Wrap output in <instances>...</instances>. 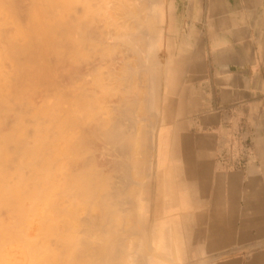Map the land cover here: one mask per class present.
<instances>
[{"label": "crops", "instance_id": "obj_1", "mask_svg": "<svg viewBox=\"0 0 264 264\" xmlns=\"http://www.w3.org/2000/svg\"><path fill=\"white\" fill-rule=\"evenodd\" d=\"M185 5L198 13L167 48L140 213L178 262L264 264V0Z\"/></svg>", "mask_w": 264, "mask_h": 264}, {"label": "bare ground", "instance_id": "obj_2", "mask_svg": "<svg viewBox=\"0 0 264 264\" xmlns=\"http://www.w3.org/2000/svg\"><path fill=\"white\" fill-rule=\"evenodd\" d=\"M78 1L79 0H58V8L55 5H52L51 6L52 7L51 10L54 9L53 12L55 11L54 16L52 15L53 14L52 11H51L52 14L49 13L50 11L45 7V5H42L44 7L43 10H44L45 14L49 13V14L52 15L51 18H54L55 19V23L52 24V26L54 28H56L55 29L56 32L55 33H54V31L52 32V35H54V34L56 35V38H55V36L53 37V42L55 41V46L52 45L53 49H55V47H56V51H55L56 54H55V52H52L51 51L52 54L50 52V57H52L55 54L56 55L55 61H57V64H58V77L56 78V79H58V81H57L58 86L57 85L55 86L57 92H55V90H54V92H52V94H54V93H57L58 94V96L55 94L56 95V98H58V116H57V123H58L57 124V128H58L57 129V139H58L57 142H58V144L56 143V145H58L57 149H59L58 150L59 153H58L57 159H59V161L62 163L61 171L62 170L63 171L61 173V171L56 170L59 173H55V171H54V174L55 175H58L60 173L62 174V177H59V175H58V177L61 178L60 181L62 182V185L61 186H58V188L61 187V189L59 188L62 191L61 194L64 192L63 193L64 196H65V193H66V196L68 195V199L64 202L65 205H66V202L67 201L69 202V205L70 206L73 205V203L75 204V202L79 201L81 207H82V204L83 203H84L85 206H89V208L86 207L87 210H86V208L83 209V213H87V211H89V210L92 211L93 210V209H90V208H92V207H90V205H95L94 207H97L96 210H98V209L99 210H98V214L96 213V215H95V213H93L94 216H92V217L90 216L91 215V211H89V214H88L89 217H87L88 216L87 215L86 216L87 219H85V220H83L81 218L83 216V214H81L82 216L79 214L80 215V217H79L77 214H74L75 213V211H74L73 214L76 215V217L77 216L79 217V218H77V221L79 223V226L77 227L76 224H75V227L77 229H76V234H75L74 233L75 232V228H74V231L72 233L74 235L70 234V232L73 230V228H72L73 225H70V227H71L72 230L68 226L69 229H70V232L68 231L69 232L68 233L69 239L72 236H74V237H72L70 239V241H69V239L68 240L66 239L67 240V243L69 241L68 244H72L73 243V246H74V250H73L74 252H73V254L70 257L71 248L73 246L70 248V252H69L67 243L66 242H62L64 245L66 243L65 246H66L67 249H64L65 246L63 244H61L62 246H60V249L59 250H63L64 249V251H62L63 254H60V252H59V256H58L57 254H55V252H56L54 250L55 246L53 245L54 248L52 247L53 250L52 249L51 250L53 252V255H54L53 257L54 258L52 256H50V257L53 259V261L54 260L58 261L55 256L59 257V261L61 260L60 263L57 262L59 264H66L68 262V261H66L67 260V257H65V255H64L66 253H68V256L70 257L71 264H153V263H156L158 261V260H156V262H155L154 259H159V258H155L156 257V256H154L155 253L153 254V257L151 255V257L154 258V259H151L150 257H148L149 259L147 258L146 252L148 251L147 250L148 249L147 248L148 246H146V244H148L149 242L144 244V241L145 240L143 241V239H146V241H148V239H147L148 237L147 236H149V238H150V236H152V235H148V234H150V233H148L147 236H146L145 235L146 233L143 232L144 234L140 233V235H141V237H140L139 234L138 235L136 234L135 236L136 237L138 236V242H137V240H136V242L134 240L132 242V240H130L132 236L131 237L130 236H125V233H124V229L125 228H124L123 225L124 224H128V223H129V225H133L131 223V221L133 220V223H135L134 220L136 218L139 220V222L143 221V215L140 213V204H139L140 202H138V200H137L139 196H138V194L134 193V194L137 195V199H135V201H133V195L134 194H132V190L133 189L130 188V186L136 184V187H138L139 189L135 188L134 190H136V191L138 190V193H139L140 192L139 190L145 184L146 178L149 176L150 170H151V159H152V149H153L152 146H153V143H154L153 141H154V136H155V133L153 132V127L156 128V125H157V122H158V117L160 119V116H159V99H161L160 98V94H161L160 93V89H161V85H162V80L164 78L163 76L165 75L163 73V71H162L163 70L162 69L163 67H162L161 61L159 59V51L162 49V40H163V34H162L163 31H162V27H161L162 21H163V12L160 11V8L158 6V0H152V1L151 0H148V3L149 4H148V6L146 5L144 8H141L140 1L137 2V3H134V6H136L134 8H130V5H133V3L129 4V9H130L129 15L126 14L129 11L128 8L126 10L127 12L122 8V10L125 12V13H123V14H125V16H121V15H123V14H121V15H119V17L121 16V18H123V20L126 19V18L127 19H126L125 22H120V24L123 23L122 24V27H123L128 22L126 25H128V24L131 23L129 26L132 25V28H133V30H131V32L129 34L127 32L128 35L126 34V36H127L126 37V39H127L126 41H128L127 42V45L129 46V44H130L129 48H131V50L133 51L134 55H136V56L141 53L140 52L141 46H143L145 48L147 47V50H144L143 49L144 50L143 53H142L143 55L141 54V56H144L145 55L144 57H145V60H146V67H144L145 65L143 63L144 66L142 67V69L144 71H145V69H147V72L149 73V76H148V80H146L145 79V78H147V75L145 76L146 72H145V74L142 75V73H143L142 69H139L140 70V72H139L138 71V68L136 66H133V63H134V65H137V63H135L136 61L134 59L132 61L131 58H134L133 56L131 58L129 56H126L127 53H128V50H129V49H127L128 48L127 45H126L127 47L125 46L126 49H127V51L125 49V52L126 53L123 54V55L126 56V57H128V58H125V57H122L121 56L122 59L124 58V60H118V62L125 61V62H121V64L123 63V65H121L120 63H118L116 60L112 61L113 63L110 60H106V58L109 57V56H111V54H109V56L107 55V57L105 58V60L111 62L112 64H115L114 62L116 61V65L120 64L119 65L120 66V69L123 66H127V65H130L131 64V66H128L127 68L124 67L121 70L118 68L119 66L117 67L115 65V67H117L119 69L118 71H119L120 74L118 73V71H116V73H118L121 76L124 75L127 78V80H129V79L130 80H133L134 81V84L130 83L131 82L130 80H129L130 82L127 81L131 85L130 86L131 91L129 93H131V94L133 93V97L131 99H127L123 95L124 94V91L125 90L127 91V89H124L123 90V88L121 87L122 84L125 85V83H126L125 82L126 81L125 79L126 78H123V76L122 77L119 76L120 78H123V81H124V83H122L121 86H120L123 92H120V91L117 90L118 92L121 93V95H119L120 97L117 95V94H120V93H118L116 91L113 94L114 95L116 94L121 100L119 101V98L117 99L119 102L110 100L111 101V104L114 102L113 104H116V105H114V106L111 105V107H109V108L106 106V108H105L104 107V104H106V103H105L104 99H102L103 98L104 91H107V90L108 91L109 90L112 91L113 88H114L113 90H115L116 89L115 88L116 85H117L118 88H120L119 87L120 84L113 83V84H115V85H113V88H112V86H110L107 83L105 84V86L104 85L101 86L102 85V82L104 84V81L106 82L108 80L107 79H105V80L103 79L104 81L102 80V76H103L102 73L103 72L102 73L101 72H98V71H100L99 69H101V68L98 69V65L100 64L102 66V64H103V66H104L106 64L105 63L106 61L104 60V56H106L105 53H107L108 48L109 49L110 48H114V47H117L118 48V46L122 45V42H123V40L125 41V39L122 40V39H120L121 37L119 38V36H121L119 34V30H118V34L115 33V32H113L112 30H114V29H111L109 27H107V28H109L108 30L105 29L106 31H104V28L103 27L106 28V26L101 25V24L100 25L102 26V29H100L101 27H99L100 25H98L100 23V21H101L99 19L100 17L97 19L96 13H93L94 11H93L92 8H94V9L98 8L99 10L96 9L97 10V11L95 10L96 12H101L102 10L104 11L105 10V7L103 5L104 3L102 2V0L101 1L98 0L99 3H96L97 0L96 1H94V0H83L82 1L81 0L82 2H80V3H78ZM91 1L93 3L95 2L97 4L96 7L94 6L95 3L92 4ZM78 4H80L81 6H79ZM98 4H100L101 7ZM126 4H128V3H125L123 5V7H126L125 6ZM77 5L79 7H81V8H78ZM97 6H99V7H97ZM112 6H114V5H112ZM127 7H128V5H127ZM45 8L47 10H45ZM100 8H102V10ZM56 9H59V11L57 10L59 14L57 13ZM78 9H81V10H78ZM143 10H144L145 14L143 13ZM117 11L119 12L120 10H117ZM55 14L56 15L58 14V16L55 17ZM92 14H93V17H92ZM118 14H120V13H118ZM142 15H145L144 16L145 19L142 18ZM94 17H96V18L94 19ZM51 18H50V20H51ZM57 18H58V20H57ZM129 18H131L130 19L131 22L129 21ZM54 19L52 21H54ZM96 19H97V21H96ZM148 20L151 21V22H152V20L157 21V23H158L157 27H155V29H154V26H151V25H153V23L152 24H151V22L148 23L149 22ZM143 21L145 22V27H144V22ZM46 22H47V20H46ZM96 22H99V23L96 24ZM146 22L148 24H146ZM102 24H103V22H102ZM55 25H56V27H55ZM49 27H51V26L49 25ZM49 27H48V29H49ZM143 27L145 28V30L146 29L149 30V28L152 27L154 31L152 30L150 32L152 34H149L148 33L149 35H147L148 37H146L144 35H146L147 33L144 32V28ZM110 29H111L112 32L110 31ZM139 32H141V33L144 32V33H142L143 36H144V38L145 37H146V39L148 38V40L145 41L146 43L143 42V36L141 38V35H139L141 33H139ZM120 33H123V32H120ZM42 35H43V33H42ZM52 35L50 36L51 38H52ZM123 35H125V33ZM44 36L45 35H43V37ZM40 37H41V35H40ZM54 38H55V40H54ZM123 38H125V36ZM40 39L43 40L42 37ZM115 39L120 40V42L119 41H116ZM113 41L114 42L116 41V43H118L120 45L117 44V46H116V43H114ZM41 42H43V41H41ZM123 44H124V42H123ZM46 45L44 46V49L47 47L46 48L47 50L45 49L44 51L48 52L49 46H51V43L50 44L47 43ZM37 46L39 47V44ZM93 47L98 48V49L100 48L99 50L102 51V52H103V49L105 50L104 51L105 53H102L104 55L101 54L103 59H100L99 60V58H101V57H97L98 59L97 58L95 59V58L91 57V54L89 56L90 49L93 48ZM33 48L30 47L31 51H32ZM119 48H121V46ZM84 51H85V54L83 53ZM117 51H114L115 54L118 53V52L119 53L121 52V51H118V52ZM141 51H142V49H141ZM86 52H88V54ZM114 52H112V53H114ZM95 53L96 52L92 53V56ZM81 54L83 55V57L85 55L87 56V57L85 56L87 59L84 57L86 59L85 60V63L83 62V66H85V68L82 67V65H80L81 67L78 65L79 64L78 63L79 62V58H80ZM119 55H121V54H119ZM119 55H118V58H119ZM29 57H31V56H29ZM144 57H143V59H144ZM91 58H93L92 59L93 61L92 62H87V60L88 59L91 60ZM112 58H114V56ZM116 58H117V55H115V59ZM94 59L96 61L99 60L100 62H102V61L103 62L102 63H100V62L98 63L97 62L98 63V65H97L96 63H93V62H95ZM125 59H128V63L126 62L127 60H125ZM29 60H31V59H29ZM111 60H113V59H111ZM82 61H84L83 58L80 61L81 64H82ZM130 61L133 62V63H130ZM31 62H33V61H31ZM88 63L89 64L90 63H93V65L94 64H96V65L94 67L91 66L92 67L91 68V67H89L91 64L89 65ZM111 63L108 64L105 68L109 69V66L112 67L113 65L111 66ZM27 64H28V62H27ZM27 64H26V67H27ZM31 64L33 65V63H31ZM86 64H88V66ZM139 64H138V67H139ZM28 67H29L30 70H31V68H32V70L34 68V67H31L30 66V63H29V66ZM81 68H83L85 71L87 70V68H91V70L93 69V71L91 73V70L89 69L88 70V73L87 72L84 73L85 71L83 72V70ZM95 68H97L98 70L96 71ZM112 69L113 70H111V69L107 70V71H110L108 73L106 72L107 76L104 73V76L105 77H107L108 79L110 78L109 79V82L111 80V77H108V76L112 72L115 75V73H114V71H115L114 69L115 68H112ZM124 69H125V72H127L126 75L124 73L121 74V72H120V71H122ZM54 70H55V68H54ZM34 72H37V71L35 70ZM95 72L98 73V79H96L97 78L96 77L97 74ZM138 72L140 73L141 83L145 82V80H146L147 87H149V89L148 88L145 89L146 91L147 90L148 91L147 92L144 91L143 96H142V94H140V90L139 89H138L139 91L137 90V86H136V83L138 82V80H137V74H138ZM93 73H95V74H93ZM33 74L35 75V73H33ZM33 74H31V75L34 77ZM91 74H93L95 76V78H94L95 79V82L97 83V81H98L99 85H98V83L96 84L95 82H94V85H93V82L92 81H94V80L88 81V83H85L84 84V82H87L85 80H90L91 78L93 79V75L91 76ZM113 74H112V76H113ZM24 75H26V73ZM24 75L23 76L21 75V77H24ZM88 75H90V77H88ZM141 76H144V77H141ZM49 77H50V75H49ZM86 77H88L89 79L86 78ZM117 77L118 76H116V78L114 77L115 78L114 81L116 82V79H117V82L118 83H121L122 81L120 82V80H122V79H119L118 80L119 77L118 78ZM12 78H13V76H12ZM28 78L30 79L31 77H28ZM45 79H42V82H41L42 85H43V81ZM39 80H41V79H38V82L40 83ZM13 81H15V80H13ZM22 81H23V78H22ZM80 81H83V83L82 82L80 83ZM148 81H149V84H148ZM90 83L92 84V87L90 86L91 85ZM128 83H127V85H129ZM146 83H143V84H145L144 87H146ZM108 85H109V87H106ZM89 86L91 88H93L94 90L91 89V88H89ZM110 87L112 89H108ZM132 87H133L134 91H133ZM33 88H35V87H33ZM42 88L44 89L43 92L45 93V95H44L45 97L42 98V99H45L44 101H46L47 100V95H46L47 94V91H45V90H46L47 87L46 88L43 87V86L41 87V85H40V89H42ZM102 88H103V92L101 90ZM37 89H39V88H37ZM37 89H35L36 92H37ZM97 89H98V91L101 90L99 92L100 93L102 92L101 93V97L102 98H99V95L100 94L99 95L97 94V93H99L97 91ZM40 91H42V90H39L38 92H40ZM25 92H27V93H25ZM25 92H24L25 95L26 94H29L28 91H25ZM30 93H33V92H30ZM108 93H109V97H110V98L108 97V99H113V94L111 95L110 92H108ZM14 94L17 95L16 93H14ZM32 95H34V93ZM140 95L143 98H140ZM144 95H145V98H144ZM97 96H98L99 99L97 98ZM106 96H108V95H106ZM111 96H112V98H111ZM17 97H18V95H17ZM30 97H29V101L31 100ZM100 99H101V101H100ZM95 100L96 101H99V102H96ZM102 100L104 101L103 102L104 104L101 103ZM107 101H108L107 103L109 104L110 101L109 100H107ZM14 102H16V101L14 100ZM39 102H41V101H38L37 104ZM97 103L102 104L101 105L102 107L100 106V108H99V104H97ZM43 104L44 103H42V107H43ZM96 104L98 106H96ZM11 105H13V104H11ZM45 106H46V103H45ZM94 106H95V108H94ZM108 106H110V104ZM30 107H31V109H33L32 106H29V108ZM27 108H28V106H27ZM48 108L49 107H47L46 109H48ZM93 108H94V110L97 108L95 110L97 112L101 108H102L101 110H105V112L104 111L101 112V113H103V115H104V113H106V110H107V112L109 114V118H107V115H108L107 113H106L107 115L105 114L106 116H103L102 117V114L101 113L98 114L97 112H95V113L98 114V117L96 116L97 118L95 116H94L95 118L93 116H92L93 118L92 117L89 118V115H90V113H91V111H92ZM46 109H45V111H43V113H46ZM27 110L28 111H31L29 109H27ZM9 111H11V110H9ZM41 111H42V109H41ZM139 112H140V115H139ZM0 114L2 115V113H0ZM44 115L47 116L46 114H44ZM45 116H44V118H45ZM152 117L155 118V120H154L155 121V126H153V124L151 122ZM90 119H91V121L92 120L93 121L91 122ZM94 119H96L97 121H95ZM127 119H128V122H127ZM138 119L141 120L144 123H143V126L140 129H138V130L136 129L135 130L136 126L138 125V123H137ZM37 121H38V118H37ZM51 121H52V119H51ZM141 121H138L139 122V126L141 124ZM44 122H46V120L43 121V119H42L41 122H40L41 127H45ZM106 125H110V127L109 128H106ZM13 127H15V126H13ZM26 128H28V127H26ZM26 128H24L25 131H27ZM15 129H16V127H15ZM31 129H32V127H29V130L30 131H31ZM141 129L143 130V132H142ZM4 131H6V130H4ZM46 131H48V128H47ZM52 131H53V133H55L54 132L55 131L54 129H52ZM12 133H13V131H12ZM15 133H16V130H15ZM38 133H40V136H41V133H43V131H41V132L39 131ZM44 133H46V135H48L47 132H45V130H44ZM35 134H37V133H35ZM22 135L24 136V133H22ZM49 135H50V133H49ZM10 136H9V138H10ZM14 136L15 135H13L12 138ZM25 136H27V135L25 134ZM28 137H30V136L28 135ZM43 137H44L43 135H42V137H40L41 142H42V138ZM22 138L23 139L24 138L27 139L26 137H22ZM48 138L46 136V139H47L46 144L47 145H46L45 148H43V150H42L43 152L41 151L42 153L39 154V156L41 155V158H42V156H44L43 157L44 159L42 158V160L40 159L39 161H41V163H43V165H45V168L43 166L42 168H40V171H39L40 173H36V174H42V172H43L42 170H44L43 177L45 176V181H44V183H42V185L45 184V186L42 189H43V191L46 190V192H47V190L49 191V189H50V187H49V183H50L49 170L50 169L49 168H50V163L53 162L52 158L50 157V156H52L51 155L52 153H51V150H50L52 146H50V143L48 144V140H51L50 139V136H48ZM23 139H20V141H22ZM9 140H11V139H9ZM96 140H99V141H101L104 144H106V143L113 144L114 150H115V152H114L115 169L117 168V171L119 173H121L119 175L120 177H118V180L120 179V181H122L123 180V179H121L122 177L125 179V180L122 181L123 183L120 182V183H122V185H118L119 182L117 181L118 183H116V184L113 183L114 187L112 188L111 187V183H112L111 182V179L113 177L107 176V175H105L101 171V169L100 170H97L95 168L96 164L98 162H101V161H99L96 158L95 155H93V157H92V154L94 152L91 154V152L93 150L92 149L89 150V148H90V145L92 143H95L96 142ZM23 141H27V140H23ZM38 142L40 143V144H38L39 147H40V145L42 143L40 141H38ZM14 143L21 144L22 142H19V140L18 141L15 140ZM102 143H101V145H102ZM9 144H12V143H9ZM51 144H52V142H51ZM15 145L14 146L10 145L12 147L13 151H15L17 149L16 146H19V145H16V146ZM101 145H99V147H98L99 150L98 151H103L102 147L100 149V146ZM10 146H8V147H10ZM22 146H24L23 143H22ZM14 147H16L15 150H14ZM39 147L37 149H39ZM20 149H22L21 148V145H20ZM24 149H26V148H24ZM105 149H106V147H105ZM13 151H11V152H13ZM26 151H25L26 152V155L23 158L25 160H26L27 154H29L30 156H32L31 155V152L28 153V150H26ZM9 152H10V150H9ZM18 152H22L21 154H23L24 151H20L19 150ZM86 152H87V154L91 158L89 156H87V154H84ZM103 152H105V151H103ZM103 152H102V155H104ZM5 154H8V153L6 152ZM13 154H14V152H13ZM17 155L19 156V154H17ZM10 156H11V154H10ZM94 156H95V158H94ZM13 158H14V156H13ZM18 159L19 158H17V160ZM10 161H11V159H10ZM15 163H17V162H15ZM24 163L27 164V163H30V161L29 162L27 161V162H24ZM31 163H33V162H31ZM61 163H59V165L58 164L57 165L60 166ZM18 164H19V162H18ZM34 164H32L33 166L30 165L32 167V169H35V168H33L34 167ZM71 164H73V165L71 166ZM102 165H103V162H102ZM28 166L29 165H27V167ZM67 166H71V167L69 169H67L68 168ZM98 166H100V164ZM98 166H97V168H98ZM3 168H4V166H3ZM13 168H14V166H13ZM21 169H24V168L21 167ZM17 170H18V168L16 166L15 167V171H17ZM19 171H17L18 172L17 174L19 175V178H24L25 180L27 178V181H28V178H29L28 172L25 175V172L22 174L21 173L22 170H19ZM13 174H11L12 175V178H13V176L14 177L16 176V175H13ZM61 174H60V176H61ZM116 174H118V173H116ZM131 174H132V176H131ZM134 174L137 175V176L145 175L146 176L145 181L144 182H141V181H137L136 179L134 180V177H133ZM23 175H25V176L23 177ZM27 175H28V177H27ZM43 177L41 178L42 179L41 181H43V179H44ZM55 177L56 176L53 177L54 180H56V178L58 179V177H56V178ZM131 177H133V178L131 179ZM19 178L17 177L15 179L16 180L15 181L16 182V186H18L17 185V179H19ZM20 180H21L20 182H23L22 179H20ZM41 181H40V183H41ZM18 183H19V181H18ZM24 183H25V181H24ZM53 184L54 185H57V184L60 185V182L58 180L57 183L55 181V183L53 182L52 185ZM16 186L14 187L15 189H16ZM26 186L27 187L29 186L30 189H31L30 183L27 184V182H26ZM29 187H28V189H29ZM53 187L56 188L57 186H53ZM17 188L20 189L19 187H17ZM24 188H23V190H24ZM39 188L41 189V185H40ZM18 189H17V191H18ZM51 189H50V191H51ZM56 190H58V189H55V192L53 190V192H54L53 193V196L56 195V194L61 195L60 192L58 193V191H56ZM13 191H15V190H13ZM13 191H11L12 194H13ZM43 191H42V193H43ZM46 192H45V196H50V194H52V193H46ZM12 194H10L11 197H13ZM37 196H39V195H37ZM61 196H58L57 198L59 199V197H61ZM11 197H10V199H12ZM26 197H28V196H26ZM50 197H52V196H50ZM20 198H21V196H20ZM22 198H24V195H23ZM54 198H55V196H54ZM36 199L38 200V198H36ZM64 199H66V198H64ZM14 200L15 201H22L19 198H15V197H14ZM24 200H25V198H24ZM41 200L44 202L43 199H41ZM51 200H52V198H51ZM63 200L60 199L59 202H61V201L63 202ZM136 200H137V202H136ZM46 201H47V203L44 202V203H46L45 205L47 206V208H46L45 211L49 210L48 209L49 207L51 209V213L54 210L55 211V214H57L56 208H58L59 211L60 210H65L64 209L65 208L64 206L63 207H60V205H58V207L57 206L55 207V205H54L55 202L52 204V201L53 200L51 201L50 206H48L49 205L48 202L50 201V199H48ZM55 201H58V200H55ZM42 204L43 203H41L40 205L42 206ZM123 205L126 208L128 207L127 209L125 208L126 211H125V209L123 210V207H124ZM41 206H40V208H41ZM134 207H136L138 209V211H139V212H136L137 210L135 208L136 215H138L137 217H132V213H134L133 215H135V212L132 210V208H134ZM22 208H23V206H22ZM22 208H21V210H22ZM37 208H39V207H37ZM40 208H39V210H40ZM28 209L30 210V208H28ZM21 210H20V212H21ZM69 210H67V211H69ZM70 212L72 214V211L71 210H70ZM32 213H33V211H32ZM51 213H47V215L45 214L46 215V217L44 216L45 220H46V218H48L47 216H49ZM61 213L62 212H60V213L58 212L57 216L59 217V215H61ZM55 214L54 213L51 214V217H50L51 220H52V215H55ZM30 215H32V214H30ZM63 215H64V213H62L61 216H63ZM58 217L55 216L53 218H57L58 219ZM76 217L73 216L72 218H76ZM144 217H146V216H144ZM50 218H48L49 221H48V223H46V226L48 227V229L50 231H48V229L46 228V226L43 225L47 229L46 230V233L48 234L51 231H53V227L57 229V227L59 225L56 227V224H59V223H61L62 229H61L60 226H59L60 228H58V229H59V231L62 230V231H60V233H62L64 231V229H65V227L63 225V223H64L63 222V219H60V220L59 219L58 220L54 219V221H56L57 223H53V227H52L49 224L50 222H52L50 220ZM39 219H41V218H39ZM137 219H136V221H137ZM68 220H70V219H68ZM75 220L76 219H74V221ZM40 221L43 222L44 220L43 221L40 220ZM58 221H60V222H58ZM73 222L71 224H73ZM97 222H98V225H97ZM30 224H31V222H30ZM47 224H49L50 226H48ZM68 224H69V222H68ZM49 227H51V228H49ZM138 227L139 226H137V225H133V226H131V229L137 231L136 229ZM40 228L43 229V227H40ZM93 229H94L95 232L93 231ZM141 229H142V227H141ZM15 230L17 231L16 228H15ZM65 230H67V229H65ZM13 232H14V230H13ZM134 233H136V232H134ZM51 234H52V232H51ZM142 235H143L144 238L142 237ZM48 236H50V239H51V235H48ZM46 238H47V240H45V239L44 240L47 243V241L49 240L48 239L49 237H46ZM56 238H57V236H56ZM56 238H55V240H56ZM64 238H62V239H64ZM13 240L15 241L14 237H13ZM59 241L60 240L57 239V242H59ZM71 241H72V243H70ZM50 242H53L52 239H51ZM53 243H51V244H53ZM47 244H48L49 247H51V244L49 243V241H48ZM47 244H46V246H47ZM43 245L45 246V244H43ZM37 249H38V247H37ZM37 249H36V251H37ZM55 249L58 250V248H55ZM42 251H46V256L41 257V260L43 261V259L46 258L49 255H47V252L48 251L46 249L45 250H42ZM38 252H39V249H38ZM151 252H153V250H151L150 253ZM7 253L9 254V252H7ZM42 253H44V252H42ZM18 254L20 255V252ZM15 255H17V254H15ZM51 255H52V253H51ZM4 256L7 257L8 255L6 256L4 254ZM157 257H159V256H157ZM1 258L3 259V257H1ZM47 258H46L47 263H49L52 259L50 260L49 257H47ZM64 259H66L65 260L66 263L65 262L63 263V260ZM129 259H131V261ZM150 259L152 260V262L150 261ZM3 260H6V259H3ZM13 260H12V262H13ZM37 260H38V258H37ZM163 260L162 259H159V261H161L162 263H163ZM167 260H169V259H167ZM21 261H22V259H21ZM42 261L40 263L41 264H45ZM53 261H52V263H53ZM54 263H56V262H54ZM167 263H169V262H167Z\"/></svg>", "mask_w": 264, "mask_h": 264}, {"label": "rangeland", "instance_id": "obj_3", "mask_svg": "<svg viewBox=\"0 0 264 264\" xmlns=\"http://www.w3.org/2000/svg\"><path fill=\"white\" fill-rule=\"evenodd\" d=\"M83 1V0H82ZM81 0H79L78 1V3H80V2H82ZM94 1H96V0H94ZM98 1V0H97ZM96 1V3H99V1H101V0H99L98 2ZM140 1V4H141V8H144L146 5L148 6V0H102V2L104 3L103 5H104V7H105V10L103 11L102 10V8H100L101 10V12H96L97 10H99L98 8H96V9H94V8H92L93 9V13H96V17H97V19L99 18L101 21H100V23L99 22H96V24L97 23H99L98 25H104V26H106V28L105 27H103L104 28V31H106V30H108L109 28H111V29H114V30H112L113 32H115V33H117L118 34V30H119V34L121 35V36H119V38L120 39H125V41L127 40L126 39V34H127V32H128V34L131 32V30H133V28H132V25L131 26H129L131 23V21H130V19L131 18H129V23L130 24H128V25H124L123 27H122V24L123 23H121L120 24V22H125L126 21V19H124L123 20V18H121V16H125V14H123V13H125L123 10H122V8L126 11L127 10V8H128V12L126 13V14H128L129 15V12H130V9H129V4H131V3H133V5H130V8H134V7H136V6H134V3H137V2H139ZM152 1V0H151ZM205 0H203V2H204ZM92 2V1H91ZM164 2V9H165V12H166V15H165V21H164V23L161 25V27H162V34H163V40H164V46H163V48L159 51V59H160V61H161V64H162V71H163V73L165 74V72H164V65L166 64V59L169 57V55H168V47H170V46H172L173 45V43L174 42H176V39H174L173 38V36H175V32H177V31H181V30H183V21H184V19H186L189 15H191L190 16V18H191V20H194V16H196L197 15V13H198V8H193V7H191L190 6V8H187V6H189V5H185V7L183 8L182 7V0H177V2H178V4H179V8L178 7H175V5H174V2H175V0H164L163 1ZM201 2V0H191V4L192 3H200ZM43 3V4H42ZM95 3V2H94ZM93 2H92V4H94ZM94 4V6L96 7V5L97 4ZM125 3H128V4H126L125 6L126 7H123V5L125 4ZM171 3H172V8H171V10H169V6L171 5ZM42 5H45V7L50 11L49 13H51L52 14V12H53V10H51V6L52 5H55V6H57V8H58V0H0V113H2V115L0 114V264H41L40 262L42 261L41 260V257H44V256H46V251H42V250H47L48 252H47V255H49V256H47V257H49V259L51 260L52 258L50 257V256H54L53 255V252H52V250H53V245L55 246V248H58V250H56L55 248H54V250L56 251L55 252V254H57L58 256H59V252H60V254H63L62 253V251H64V249H67L66 248V243H67V240L69 239V236H68V233L70 232V229H71V227H70V225H73V230L70 232V234H72L73 233V231H74V228H75V234H76V227H75V224H76V226L78 227L79 226V223H78V221H77V218H79L80 217V215L81 214H83V216L81 217L83 220H85V219H87V217H89V211H91V210H89V211H87V213H83V209H85L86 207H88L89 208V206H85L84 205V203L82 204V207H81V205H80V203H79V201H77V202H75V204L73 203V205H69V202L67 201L66 202V205L64 204V202L68 199V195L66 196V193H65V196H64V192L61 194V187H59L58 188V186H61L62 185V182L60 181L61 180V178H59V177H62V171H61V167H62V163L59 161V159H57V157H58V150L59 149H57V147H58V145H56V143L58 144V142H57V116H58V98H56V95L58 96V94L57 93H54V94H52V92H54V90H55V92H57L56 91V85L58 86V83H57V81H58V79H56L57 77H58V64H57V61H55V59H56V47H55V49H53V47H52V45L53 46H55V41L53 42V37L55 36V38H56V35L54 34L55 32H56V28H54L53 26H52V24H54L55 23V19L54 18H51V16L53 15L54 16V13H55V11L53 12V14L51 15V14H49V13H47V14H45V12H44V7L42 6ZM79 6H81L80 4H78ZM77 5V6H78ZM100 7H101V5L100 4H98ZM112 5H114V6H112ZM127 5H128V7H127ZM78 6V8H81V7H79ZM93 6V7H94ZM99 6H97V7H99ZM112 7V8H111ZM45 8V10H47ZM115 8V9H114ZM43 10V11H42ZM59 11V9H56V11ZM78 10H81V9H78ZM96 10V11H95ZM117 10H120L119 12L117 11ZM123 12H122V11ZM132 10V9H131ZM52 11V12H51ZM58 11H57V13H58ZM98 13V14H97ZM110 13V14H109ZM117 13V14H116ZM118 13H120V14H118ZM143 13L145 14V12H144V10H143ZM59 14V13H58ZM58 14L56 15L55 14V17L56 16H58ZM112 14V15H111ZM121 14H123V15H121ZM109 15V16H108ZM118 15V16H117ZM119 15H121L120 17H119ZM95 16V15H94ZM127 16V15H126ZM145 15H142V18L143 19H145V17H144ZM92 17H93V14H92ZM96 17H94V19L96 18ZM50 18H51V20H50ZM47 20V22H46V20ZM54 19V21H52ZM97 19H96V21H97ZM121 19V20H120ZM57 20H58V18H57ZM123 20V21H122ZM145 21V20H144ZM143 21V22H144ZM149 21V20H148ZM147 21V22H148ZM102 22H103V24H102ZM142 22V23H143ZM146 22V24H148V23H150L151 21H149L148 23ZM153 23V25H151V26H154V29H155V27H157V25H158V23H157V21H155V20H152V22H151V24ZM49 25L51 26V27H49ZM99 26V27H101L100 29H102V26ZM48 27H49V29H48ZM55 27H56V25H55ZM107 27H109V28H107ZM115 27V28H114ZM144 27H145V22H144ZM143 27V28H144ZM106 29V30H105ZM111 29H110V31H111ZM50 32H49V31ZM153 30V28L152 27H150L149 28V30H145V28H144V32L145 33H147L146 35H144V36H146V37H148L147 35H149V34H152V33H150L151 31ZM54 31V35H52V32ZM109 31V32H110ZM111 31V32H112ZM154 31V30H153ZM108 32V31H107ZM120 32H123V33H120ZM144 32H142V33H144ZM42 33H43V35H45L44 37H43V35H42ZM114 33V34H115ZM125 33V35H123ZM139 33H141V32H139ZM139 34V35H141V38H142V36H143V34ZM149 33V34H148ZM127 34V35H128ZM40 35H41V37L43 38V40L42 39H40L41 37H40ZM52 35V38L50 37ZM116 35V34H115ZM123 35V36H122ZM117 36V35H116ZM125 36V38H123ZM144 36H143V42H145V41H147L148 40V38L146 39V37L144 38ZM55 38H54V40H55ZM118 38V39H119ZM118 39H115L116 41H119L120 42V40H118ZM113 40V39H112ZM111 40V41H112ZM41 41H43V42H41ZM116 41L114 42V43H116ZM124 40H123V42H124V44H123V42H122V45H120V44H118V43H116V46H117V44L118 45H120L121 46V48H119L120 46H118V48L117 47H114V48H108V50H107V53H105L104 51V49H103V52L102 51H100L98 48H95V47H93V48H91L90 49V52H89V56H90V54H91V57H93V58H97V57H101V58H99V60L100 59H103L102 58V55H104V54H102V53H105V55L106 56H104V60H105V58L107 57V55L109 56V54H111V56H109V57H107L106 58V60H110L111 62L112 61H114V60H116L117 62H118V60H124V58L122 59V57H125V58H128V57H126V56H129L130 58L133 56L134 58H131L132 59V61H133V59L136 61L135 63H137V65H134V63L133 62H131L130 61V63H133V66H136L137 68H138V71L140 72V70L139 69H142V67L144 66V67H146V60H145V55L144 56H141V54L143 53V51L144 50H147V47L145 48V47H143V46H141V49H142V51H141V49H140V54L139 55H134V53H133V51L131 50V48H129V46H130V44H129V46L127 45V42L128 41H126L125 42ZM50 44L51 43V46H49V50H48V52H46V51H44L48 46L46 45V44ZM146 43V42H145ZM39 44V47L37 46ZM41 44V45H40ZM144 44V43H143ZM142 44V45H143ZM47 46L45 49H44V46ZM128 46V48L127 49H129L128 50V53H127V55L126 56H124L123 54H125L126 52H125V49H126V47ZM34 48H33V47ZM38 48H37V47ZM41 46V47H40ZM115 46V45H114ZM126 46V47H125ZM146 46V45H145ZM30 47L31 48H33L32 49V51H31V49H30ZM143 47V48H142ZM22 48V49H21ZM119 49V50H118ZM127 49H126V51H127ZM144 49V50H143ZM47 50V49H46ZM102 50V49H101ZM121 51L120 53L118 52V51ZM55 52V56L53 55H51L52 57H50V52ZM114 51H117L118 53H116L115 54V52ZM132 51V52H131ZM46 52V53H45ZM52 52H51V54H52ZM94 53V52H96L93 56H92V53ZM112 52H114V53H112ZM146 52V51H145ZM49 53V54H48ZM84 54H85V51L83 52ZM87 54H88V52H86ZM102 54V55H101ZM119 54H121V55H119ZM129 54V55H128ZM97 55V56H96ZM115 55H117V58H118V55H119V58L117 59H115ZM143 55V54H142ZM29 56H31V57H29ZM86 56V55H85ZM84 56V57H85ZM96 56V57H95ZM114 56V58H112ZM27 59H25V58ZM83 57V55L81 54V56H80V58H79V66L80 65H82V67H84L85 68V66H83V62L85 63V60L87 59L86 57V59ZM143 57H144V59H143ZM82 58H83V60L84 61H82V64H81V60H82ZM93 58H91V60L90 59H88L87 60V62H92L93 60ZM110 58V59H109ZM25 59V60H24ZM29 59H31V60H29ZM94 59V60H95ZM98 59V58H97ZM111 59H113V60H111ZM139 59V60H138ZM99 60H95V62H93V63H96L97 65H98V63L100 62ZM105 60V61H106ZM125 60H127L126 62L128 63V59H125ZM31 61H33V62H31ZM116 61L114 62L115 64H112L111 62H109V61H106L105 63V65L103 66V64H102V66L100 65H98V69L99 68H101V69H99L100 71H98V72H103L102 73V80L104 79H107L108 81H104V84H103V82H102V85L101 86H105V84L107 83V84H109L110 86H112V88H113V85H115V84H120L119 85V87L121 86V84L122 83H124V81H123V78H126L124 75H122L123 76V78H120V77H122L121 75H119L120 73H119V69H120V64H121V62H125V61H120V62H118V63H120V64H118V65H116ZM145 61V62H144ZM27 62H28V64H27ZM98 62V63H97ZM103 62V61H102ZM102 62H100V63H102ZM109 62V63H108ZM29 63H30V66L31 67H34L33 68V70H32V68H31V70L29 69ZM31 63H33V65L31 64ZM93 63H88L90 66L89 67H94L96 64H94L93 65ZM110 64L111 63V66L112 67H110L109 66V69H111V70H113L112 68H115L114 70V73H115V75L116 76H120L119 78H118V80L119 79H122V80H120V82L121 83H118L117 82V79H116V82L114 81V79L116 78V76L113 74V72L108 76V77H111V80H110V82H109V79L107 78V77H105L104 76V73H105V75L107 76V74H106V72L108 73V72H110V71H107V70H109V69H107V68H105L108 64ZM129 63V64H130ZM140 63V64H139ZM143 63H144V65H143ZM26 64H27V67H26ZM88 64H86L87 66H88ZM138 64H139V67H138ZM115 65L119 68H117V67H115ZM121 65H123V63L121 64ZM142 65V66H141ZM148 65V64H147ZM86 66V67H87ZM128 66H131V64L130 65H127V66H123L121 69H123L124 67H128ZM36 67V68H35ZM52 67V68H51ZM81 67V66H80ZM91 67V68H92ZM97 67V66H96ZM148 67V66H147ZM39 68V69H38ZM54 68H55V70H54ZM91 68H87V70L85 71L83 68H81L82 70H83V72L84 73H88V70L90 69L91 70ZM96 69V71L98 70L97 68H95ZM107 69V70H106ZM120 69V70H121ZM37 71V72H34V71ZM55 72H54V71ZM92 71H93V69L91 70V73H92ZM116 71H118V73H116ZM124 71V72H123ZM142 71H143V73H142V75L143 74H145V72H146V74H145V76L147 75V78H145L146 80H148V76H149V73L147 72V69H145V71L142 69ZM121 72V74H125L126 75V73L127 72H125V69L124 70H122V71H120ZM138 72V74H137V80H138V84L136 83V86H137V90L139 89L140 90V94H142V96H143V93H144V91L145 92H147L145 89H149V87H147V83H146V80H145V82H143V83H146V87H144L145 86V84H143V83H141V80H140V73ZM12 73V74H11ZM26 73V75H24V74ZM33 73H35V75L33 74ZM96 73V72H95ZM95 73H93V74H95ZM100 73V74H101ZM29 74V75H28ZM31 74H33L34 75V77L31 75ZM90 74V73H89ZM93 74H91V76L93 75ZM97 74V78L96 79H98V73H96ZM99 74V75H100ZM112 74H113V76L115 77H113L112 76ZM118 74V75H117ZM21 75L23 76L24 75V77H21ZM37 75V76H36ZM49 75H50V77H49ZM12 76H13V78H12ZM20 76V77H19ZM26 76V77H25ZM28 77H31L30 79L28 78ZM47 77V78H46ZM55 77V78H54ZM88 77H90V75H88ZM88 77H86V78H88ZM141 77H144V76H141ZM164 78H163V80L165 79V75L163 76ZM18 78V79H17ZM22 78H23V81H22ZM37 78V79H36ZM47 80H46V79ZM95 76L93 75V79L91 78L90 80H85V81H87V82H84V84L85 83H88V81H91V80H94V81H92L93 82V85H94V82H95ZM29 79V80H28ZM38 79H41V80H39L40 81V83L38 82ZM42 79H45L44 81H43V85H42ZM89 79V78H88ZM101 79V78H100ZM129 79V78H128ZM13 80H15V81H13ZM34 80V81H33ZM37 80V81H36ZM126 81V83H125V85H123L122 84V88H123V90L124 89H127V91L125 90L124 91V96L127 98V99H131L132 97H133V93L131 94V93H129L130 91H131V89H130V83H132V84H134V81L133 80H127V78L125 79ZM136 80V81H137ZM127 81H129L130 83H128ZM143 81V80H142ZM45 82V83H44ZM83 83V81H80V83ZM109 82V83H108ZM112 82V83H111ZM96 83V82H95ZM97 83H98V81H97ZM96 83V84H97ZM113 83H115V84H113ZM127 83L129 84V85H127ZM17 84V85H16ZM91 84V83H90ZM95 84V85H96ZM143 84V85H142ZM148 84H149V81H148ZM40 85H41V87L43 86V87H47L46 88V90L45 91H47V100L46 101H44L45 99H42V98H44L45 96V93L43 92V88L42 89H40ZM98 85H99V83H98ZM109 85L108 86H106V87H109ZM88 86V85H87ZM91 87H92V84L90 85ZM89 86V88H91ZM127 86V87H126ZM32 87V88H31ZM33 87H35V88H33ZM121 87L120 88H118L117 87V85H116V89L115 90H113L111 87L110 88H108V89H112V91L111 90H107V91H104V94H103V98L101 97V93L103 92V88L101 89L102 90V92L100 93L99 91H101V90H99L98 91V89H97V91L99 92V93H97L98 95H99V98H102V99H104V101H105V103L106 104H104L103 102V100H102V104H104V107L106 108V106L109 108V107H111V105H116V104H111V101L110 100H113V101H116V102H119L121 99L119 98L120 96L119 95H121V93L120 92H123L122 91V89H121ZM10 88V89H9ZM37 88H39V89H37ZM118 88V89H117ZM33 89V90H32ZM35 89H37V92H36V90ZM91 89H93V88H91ZM107 89V88H106ZM105 89V90H106ZM132 89H133V87H132ZM142 89V90H141ZM39 90H42V91H40V92H38ZM94 90V89H93ZM92 90V91H93ZM120 91V92H118V91ZM138 90V91H139ZM11 91V92H10ZM25 91H28V93L29 94H26L25 95V93H27V92H25ZM118 92V93H120V94H113L114 92ZM133 91H134V89H133ZM132 91V92H133ZM142 91V92H141ZM25 92V93H24ZM30 92H33L34 93V95H32L33 93H30ZM106 92V93H105ZM108 92H110V94L112 95L113 94V99H108V97H109V93ZM14 93H16L17 95H18V97H17V95H15ZM40 94V95H39ZM52 94V95H51ZM56 94V95H55ZM108 95V96H106V95ZM147 94V93H146ZM32 95V96H31ZM122 95V96H123ZM132 95V96H131ZM31 96V97H30ZM34 96V97H33ZM53 96V97H52ZM55 96V97H54ZM121 96V97H122ZM123 96V97H124ZM128 96V97H127ZM29 97L31 98V100L29 101ZM122 97V98H123ZM124 97V98H125ZM25 98V99H24ZM97 98H98V96H97ZM98 98V99H99ZM107 98V99H106ZM110 98V97H109ZM111 98H112V96H111ZM119 98V101L117 100ZM140 98H143V97H141V95H140ZM144 98H145V95H144ZM8 99V100H7ZM14 100L16 101V102H14ZM97 100V99H96ZM95 100V101H96ZM107 100H109L110 101V106H108L109 104L107 103L108 101ZM38 101H41V102H39L38 104H37V102ZM100 101H101V99H100ZM96 102H99V101H96ZM115 102V103H116ZM42 103H44L43 104V107H42ZM45 103H46V106H45ZM95 103V102H94ZM11 104H13V105H11ZM97 104H99V103H97ZM96 104V106H98ZM102 104H99V108H100V106L102 105ZM95 105V104H94ZM14 106V107H13ZM27 106H28V108H27ZM29 106H32V108L33 109H31V107L29 108ZM112 106V107H113ZM7 107V108H6ZM11 109H10V108ZM13 107V108H12ZM42 107V108H41ZM47 107H49L48 109H46ZM102 107V106H101ZM103 107V108H104ZM29 109V110H31V111H28L27 109ZM94 108H95V106H94ZM94 108L92 109V111H91V113H90V115H89V118L90 117H98V114L99 113H101V112H105V110H99L98 112L97 111H95L94 110ZM17 109V110H16ZM26 109V110H25ZM41 109H42V111H41ZM44 109V110H43ZM45 109H46V113H43V111H45ZM9 110H11V111H9ZM33 110V111H32ZM109 110V109H108ZM13 111V112H12ZM28 111V112H27ZM95 112H97V113H95ZM106 113L108 114V112H107V110H106ZM106 113H104V115H103V113H101L102 114V117L103 116H106L107 114ZM44 114H46L47 116H45ZM106 114V115H105ZM139 115H140V112H139ZM43 116V117H42ZM44 116H45V118H44ZM29 117V118H28ZM92 117V118H93ZM94 117V118H95ZM96 117V118H97ZM101 117V116H100ZM99 117V118H100ZM33 118V119H32ZM37 118H38V121H37ZM41 118V119H40ZM107 118H109V114L107 115ZM43 119V121H45L46 120V122H44V124H45V127H41V124H40V122H41V120ZM51 119H52V121H51ZM18 120V121H17ZM95 121H97L96 119H94ZM155 118L154 117H152V119H151V122H152V124H153V126H155ZM3 121V122H2ZM90 121H91V119H90ZM93 121V120H92ZM91 121V122H92ZM94 121V122H95ZM126 121V120H125ZM138 121H141V120H139L138 119ZM137 121V123H138V125L136 126V128H135V130L137 129H140L142 126H143V123L144 122H142L141 121V124H140V126H139V122ZM2 122V123H1ZM31 122V123H30ZM127 122H128V119H127ZM43 124V123H42ZM13 126H15L16 127V129H15V127H13ZM12 129H11V128ZM26 127H28V128H26ZM29 127H32V129H31V131L29 130ZM55 127V128H54ZM110 127V125H106V128H109ZM24 128H26V130L27 131H25V129ZM47 128H48V131H46L47 130ZM156 128H157V125H156ZM156 128H154L153 127V132L155 133L156 132ZM13 131V133H12V131ZM52 129H54L55 131V133H53V131H52ZM155 129V130H154ZM4 130H6V131H4ZM15 130H16V133H15ZM44 130H45V132H47V134L48 135H46V133H44ZM142 130V129H141ZM41 132V131H43V133H41V136H40V133H38V132ZM6 132V133H5ZM8 132V133H7ZM142 132H143V130H142ZM10 133V134H9ZM22 133H24V136L22 135ZM35 133H37V134H35ZM49 133H50V135H49ZM25 134L27 135V136H25ZM56 134V135H55ZM11 135V136H10ZM13 135H15L13 138H12V136ZM28 135L30 136V137H28ZM42 135L44 136L43 138H42V142H41V140H40V137H42ZM9 136H10V138H9ZM39 136V137H38ZM46 136H47V138H48V136H50V139L51 140H48V144L50 143V146H52L51 147V155L52 156H50L51 158H52V160H53V162H51L50 163V170H49V178H50V183H49V187H50V189H51V191H50V189H49V191L47 190V192H46V190L45 191H43V189L42 188H44V186H45V184H43L42 185V183H44V181H45V176L43 177V174H44V170H42L43 172H42V174H36V173H40L39 171H40V168H42L43 166H44V168H45V165H43V163H41V161H39L40 159L42 160V158L44 157V156H42V158H41V155L39 156V154H41L43 151V148H45L46 147V142H47V139H46ZM22 137H26L27 139H23ZM39 138V139H38ZM9 139H11V140H9ZM14 139V140H13ZM20 139H23V140H27V141H20ZM49 139V138H48ZM15 140L16 141H18L19 140V142H22L23 143V145L24 146H22V143L21 144H17V143H14L15 142ZM10 141V142H9ZM38 141H40L42 144L40 145V147H39V145L38 144H40ZM99 140H96V142L95 143H92L91 145H90V148H89V150L90 149H92L93 151L91 152V154H92V157H93V155H95L96 156V158L99 160V161H101V162H98L97 164H96V166H95V168L97 169V170H100L101 169V171L105 174V175H107V176H111V177H113L112 179H111V187L113 188L114 187V185H113V183L114 184H116V183H118L119 182V184L118 185H122V181L123 180H125L123 177L121 178V179H123L122 181H120V179L118 180V177H120L119 175L121 174V173H119L118 171H117V168L115 169V162H114V160H115V157H114V152H115V150H114V146H113V144H109V143H106V144H104V143H102L101 141H99ZM51 142H52V144H51ZM98 142V143H97ZM154 142V141H153ZM4 143V144H3ZM9 143H12V144H9ZM101 143H102V145H101ZM19 145V146H16V145ZM10 145H12V146H16L17 147V149L15 150V148L16 147H14V150L15 151H13V149H12V147L10 146ZM20 145H21V148L22 149H20ZM99 145H101L100 146V149H101V147H102V149H103V151H105V152H103V151H98L99 149H98V147H99ZM8 146H10V147H8ZM42 146V147H41ZM39 147V149H37ZM105 147H106V149H105ZM153 147V146H152ZM24 148H26V149H24ZM12 149V150H11ZM41 149V150H40ZM9 150H10V152H9ZM24 151L23 152V154H21L22 152H18V151ZM26 150H28V153L29 152H31V155L32 156H30L29 154H27V156H26V160L25 159H23L24 157H25V155H26ZM45 150V149H44ZM11 151H13L14 152V154H13V152H11ZM26 151V152H25ZM40 151V152H39ZM42 151V152H41ZM8 153V154H5V153ZM18 152V153H17ZM102 152L104 153V155H102ZM19 154V156L17 155V154ZM10 154H11V156H10ZM13 154V155H12ZM21 154V155H20ZM84 154H87V152L86 153H84ZM100 154V155H99ZM3 155V156H2ZM13 156H14V158H13ZM82 156V155H81ZM86 156V155H85ZM87 156H89L88 154H87ZM95 156H94V158H95ZM101 156V157H100ZM12 157V158H11ZM16 157V158H15ZM39 157V158H38ZM80 157V156H79ZM84 157V156H83ZM90 157V156H89ZM2 158V159H1ZM17 158H19L18 160H17ZM91 158V157H90ZM103 158V159H102ZM10 159H11V161H10ZM44 159V158H43ZM81 159V158H80ZM96 159V160H97ZM23 160V161H22ZM14 163H13V162ZM29 162L30 161V163H24V162ZM56 161V162H55ZM79 161V160H78ZM77 161V162H78ZM15 162H17V163H15ZM18 162H19V164H18ZM31 162H33V163H31ZM44 162V161H43ZM102 162H103V165H102ZM23 163V164H22ZM35 163V164H34ZM38 163V164H37ZM59 163H61V165L60 166H58L59 165ZM70 163V162H69ZM32 164H34V167L33 168H35V169H32V167L30 166V165H32ZM42 164V165H41ZM58 164V165H57ZM78 164V163H77ZM100 164V166H98ZM7 165V166H6ZM9 165V166H8ZM27 165H29L28 167H27ZM70 165V164H69ZM73 164H71V166H72ZM3 166H4V168H3ZM13 166H14V168H13ZM17 166V168H18V170L17 171H19V170H22L21 171V173L23 174L24 172H25V175L27 174V172H28V175H29V178H28V181H27V178H26V180L24 179V178H19V175L17 174L18 172L17 171H15V167ZM33 166V165H32ZM36 166V167H35ZM58 166V167H57ZM71 166H67L68 168L67 169H69ZM97 166H98V168H97ZM147 166V165H146ZM11 169H10V168ZM20 167V168H19ZM21 167L22 168H24V169H21ZM29 169V170H28ZM31 170V171H30ZM56 170H58V171H61V176H60V174H58L59 175V177H58V175H55L54 174V171H55V173H59L58 171H56ZM20 172V171H19ZM14 173V174H13ZM111 173V174H110ZM114 173V174H113ZM116 173H118V174H116ZM6 174V175H5ZM11 174H13V175H16L15 177L13 176V178H12V175ZM20 174V173H19ZM25 175H23V177L25 176ZM28 175H27V177H28ZM32 175V176H31ZM41 175V176H40ZM9 176V177H8ZM54 176H56V177H58V179L56 178V180H54L53 179V177ZM131 176H132V174H131ZM19 178V179H17V185L18 186H16V178ZM44 178L43 179V181H41L42 179L41 178ZM133 177H134V180L136 179L137 181H141V182H144L145 181V178H146V176L145 175H141V176H137V175H133ZM133 177H131V179L133 178ZM32 178V179H31ZM20 179H22V181L23 182H20L21 180ZM31 180V181H30ZM59 180V182H60V185L59 184H57V185H52V183L54 182L55 183V181H56V183H57V181ZM3 181V182H2ZM12 181V182H11ZM18 181H19V183H18ZM24 181H25V183H24ZM30 181V182H29ZM37 181V182H36ZM39 181V182H38ZM40 181H41V183H40ZM116 181V182H115ZM118 181V182H117ZM15 182V183H14ZM26 182H27V184L28 183H30V185H31V189H30V187H29V189H28V187L26 186ZM120 182H122V183H120ZM35 183V184H34ZM37 183V184H36ZM41 185V189L39 188L40 187V185ZM124 185V184H123ZM11 186V187H10ZM16 186V189L14 188ZM25 188H24V187ZM38 186V187H37ZM53 186H57L56 188L55 187H53ZM2 187V188H1ZM9 187V188H8ZM13 187V188H12ZM17 187H19L20 189H18ZM27 187V188H26ZM12 188V189H11ZM23 188H24V190H23ZM58 189V190H56V191H58V193L60 192V194L62 195H58V194H56V195H54L55 196V198H54V196H53V193L55 192V189ZM130 188H132L133 190H132V194H134V193H136V194H138V196H139V194L142 192L141 191V189L139 190L140 192L138 193V190L136 191V190H134L135 188H137V189H139L138 187H136V184H134V185H131L130 186ZM17 189H18V191H17ZM36 189V190H35ZM13 190H15V191H13ZM20 190V191H19ZM43 191V193H42V191ZM53 190H54V192H53ZM63 190V189H62ZM6 191V192H5ZM11 191H13V194H12V192ZM17 191V192H16ZM38 191V192H37ZM135 191V192H134ZM19 192V193H18ZM45 192L46 193H52V194H50V196H52V197H50V196H45ZM15 193V194H14ZM17 193V194H16ZM10 194H12V196L13 197H11V195ZM20 194V195H19ZM41 194V195H40ZM136 194H134L133 195V201H135V199H137V195ZM23 195H24V198H25V200H24V198H22L23 197ZM34 195V196H33ZM37 195H39V196H37ZM47 195V194H46ZM19 196V197H18ZM20 196H21V198H20ZM26 196H28V197H26ZM44 196V197H43ZM58 196H61V197H59V199L57 198ZM64 196V197H63ZM10 197L12 198V199H10ZM14 197L15 198H19L20 200H22V201H15L14 200ZM35 199H34V198ZM43 197V198H42ZM29 198V199H28ZM36 198H38V200L36 199ZM47 198V199H46ZM51 198H52V200H51ZM64 198H66V199H64ZM41 199H43L44 200V202H46L47 203V201L46 200H48V199H50V201L48 202L49 203V205L48 206H50V203H51V201H52V204L54 203V205H55V207L57 206L58 207V205H60V207H65L64 209L65 210H60L59 211V209L58 208H56V212H57V214H58V212L60 213V212H62V213H64V217L63 216H61L62 215V213H61V215H59V217L57 216V214H55V211L53 210V212L51 213V209H50V207L48 208L49 210H47V211H45L46 210V208H47V206L45 205L46 203H44ZM60 199H64L63 200V202L61 201V202H59L60 201ZM29 200V201H28ZM31 200V201H30ZM37 200V201H36ZM55 200H58V201H55ZM138 200V202H139V199H137ZM137 200H136V202H137ZM11 201V202H10ZM36 203H35V202ZM42 201V202H41ZM75 201V200H74ZM73 201V202H74ZM10 202V203H9ZM18 203V204H17ZM38 203V204H37ZM41 203H43L42 204V206L40 205ZM64 205H63V204ZM11 204V205H10ZM126 204V203H125ZM62 205V206H61ZM127 205V204H126ZM22 206H23V208H22ZM40 206H41V208H40ZM45 208H44V207ZM53 206V205H52ZM95 205H90V207H92V208H90V209H93L92 211H91V217L92 216H94V214L93 213H95V215H96V213L98 214V210H96L97 209V207H94ZM124 206V205H123ZM37 207H39L40 208V210H39V208H37ZM21 210V208H22V210H21V212H20V210ZM28 208H30V210L28 209ZM44 208V209H43ZM126 207L124 206L123 207V210L125 209ZM128 208V207H127ZM126 208V209H127ZM135 208L136 207H134V208H132V210L135 212L136 210V212H139L138 211V209L136 208V210H135ZM24 209V210H23ZM55 209V208H54ZM72 211V214L74 213V211H75V213L74 214H77L78 216L76 217V215H72L71 214V212H70V210ZM126 209H125V211H126ZM67 210H69V211H67ZM86 210H87V208H86ZM2 211V212H1ZM32 211H33V213H32ZM85 211V210H84ZM136 212H135V215H133L134 213H132V217H137L138 215H136ZM47 213H51V214H55V215H52V220H51V214L49 215V216H47L48 218H50V220L52 221V222H50L49 224L53 227V223H57L56 221H54V219H56V220H60V219H63V225H64V227H65V229H67V230H65L64 229V231L62 232V233H60V231H62V230H60L59 231V229L58 228H60L62 225H61V223H59V224H56V227H57V229L56 228H54L53 227V231H51L52 232V234H51V232L50 233H46V230L48 229V227L46 226V223H48V218H46V220H45V218H44V216L46 217V215H47ZM30 214H32V215H30ZM46 214V215H45ZM80 214V215H79ZM25 215V216H24ZM68 215V216H67ZM88 215V216H87ZM23 216V217H22ZM58 217V219L57 218H53V217ZM76 217V218H72V217ZM87 216V217H86ZM34 217V218H33ZM38 217V218H37ZM68 217V218H67ZM140 217V216H139ZM151 218H149V219H152L154 222H156L157 223V221H158V219L161 217V216H157V215H152V216H150ZM39 218H41V219H39ZM43 218V219H42ZM68 219H70V220H68ZM74 219H76L75 221H74ZM137 219V218H136ZM136 219L134 220V222L135 223H133V220L131 221V223L133 224V225H137V226H139L136 230L137 231H135V230H133V229H131V226H133V225H129V223L128 224H124L123 226H124V233H125V236H132L131 237V239L130 240H132V242H133V240L136 242V240H137V242H138V236L136 237L135 235L137 234H139L140 235V233H142V234H144V233H146L145 235L147 236V234L148 233H150V234H148V235H152V236H150V238H149V236H147L148 238V241H146V239H143V241H144V244L145 243H148V244H146V246H148L147 248V252H146V256H147V258L148 257H150L151 259H154V258H152L153 257V254H154V256H156L155 258H159V259H164L163 260V263L161 262V261H159V259H154L155 260V262H156V260H158L156 263L157 264H205L204 262H178V260H176L177 258L175 257V256H169L168 254H166V255H164V254H162V253H160L159 251H158V249L156 248V246H155V244H154V234H153V232H152V228H153V225H155V224H153V222H149V221H147L146 222V220L144 219V217H143V221H141V222H139V220L137 219V221H136ZM40 220H44L43 222H41ZM33 221V222H32ZM74 221V222H73ZM30 222H31V224H30ZM37 222V223H36ZM41 222V223H40ZM58 222H60V221H58ZM68 222H69V224H68ZM73 222V224H71ZM77 222V223H76ZM143 222V223H142ZM39 223V224H38ZM45 223V224H44ZM52 223V224H51ZM29 224V225H28ZM41 224V225H40ZM49 224H47L48 226H50ZM141 226H140V225ZM43 225H45L46 226V228L43 226ZM55 225V224H54ZM97 225H98V222H97ZM143 225V226H142ZM32 226V227H31ZM36 226V227H35ZM70 227V229H69V227ZM11 227V228H10ZM13 227V228H12ZM40 227H43V229L42 228H40ZM63 227V228H64ZM141 227H142V229H141ZM145 227V228H144ZM15 228L17 229V231L15 230ZM29 228V229H28ZM45 228V229H44ZM49 228H51V227H49ZM130 228V229H129ZM40 229V230H39ZM61 229H62V227H61ZM144 229V230H143ZM13 230H14V232H13ZM42 230V231H41ZM127 230V231H126ZM142 230V231H141ZM16 231V232H15ZM41 231V232H40ZM48 231H50L49 229H48ZM69 231V232H68ZM93 231H94V229H93ZM154 231H156V230H154ZM2 232V233H1ZM44 232V233H43ZM95 232V231H94ZM134 232H136V233H134ZM144 232V233H143ZM20 233V234H19ZM46 233V234H45ZM27 234V235H26ZM64 234V235H63ZM14 235V236H13ZM47 235V236H46ZM48 235H51V239H52V241L54 242H50L51 241V239H50V236H48ZM66 235V236H65ZM72 235H74V234H72ZM144 235V236H145ZM38 236V237H37ZM56 236H57V238H56ZM65 238H64V237ZM13 237H14V239H15V241L13 240ZM46 237H49L48 239V241H49V243L51 244V243H53V244H51V247H49L48 246V241H47V243L45 242V240H47V238ZM61 237V238H60ZM72 237H74V236H72ZM71 237V238H72ZM140 237H141V235H140ZM142 237H143V235H142ZM55 238H56V240H55ZM62 238H64V239H62ZM70 238V239H71ZM144 238V237H143ZM7 239V240H6ZM45 239V240H44ZM57 239L58 240H60L59 242H57ZM67 239V240H66ZM70 239H69V241H70ZM65 240V241H64ZM129 240V241H130ZM56 241V242H55ZM69 241H68V243H69ZM73 241V240H72ZM72 241L70 242V243H72ZM140 241V240H139ZM39 242V243H38ZM45 242V243H44ZM62 242H66L65 243V245L62 243ZM134 242V243H135ZM67 243V245H68V250H69V252H70V248L73 246V243L72 244H68ZM2 244V245H1ZM43 244H45V246L43 245ZM46 244H47V246H46ZM61 244H63L64 246H65V248L63 249L62 247V249L63 250H59L60 249V246H62ZM7 245V246H6ZM17 246V247H16ZM31 246V247H30ZM44 246V247H43ZM15 247V248H14ZM26 247V248H25ZM37 247H38V249H39V252H38V249H37ZM53 247V248H52ZM4 248V249H3ZM153 248V249H152ZM6 249V250H5ZM14 249V250H13ZM16 249V250H15ZM36 249H37V251H36ZM52 249V250H51ZM153 250V252H151L150 253V251L151 250ZM74 250V246L71 248V252H70V257H71V255L73 254V251ZM4 251V252H3ZM18 251V252H17ZM44 252V253H42V252ZM51 251V252H50ZM6 252V253H5ZM7 252H9V254L7 253ZM20 252V255L18 254ZM37 252V253H36ZM67 252V251H66ZM51 253H52V255H51ZM4 254L7 256V257H5L4 256ZM15 254H17V255H15ZM26 254V255H25ZM65 255V257H67V260L66 259H64L63 260V263L65 262L66 263V261H68L66 264H71V262H70V257L68 256V253H66V254H64ZM151 255H152V257H151ZM18 256V257H17ZM35 256V257H34ZM61 256V255H60ZM157 256H159V257H157ZM1 257H3V259H6V260H3ZM46 257V258H47ZM56 257V259L58 260V261H56V260H54L53 261V259L49 262V263H47V260H46V258H44L43 259V261L42 262H44L45 264H56L57 262H61V260L59 261V257H57V256H55ZM17 258V259H16ZM37 258H38V260H37ZM54 258V257H53ZM64 258V257H63ZM14 259V260H13ZM21 259H22V261H21ZM48 259V258H47ZM149 259V258H148ZM150 259V261L152 262V260ZM167 259H169V260H167ZM3 260V261H2ZM12 260H13V262H12ZM28 260V261H27ZM66 260V261H65ZM130 261H131V259H129ZM153 260V261H154ZM10 261V262H9ZM52 261H53V263H52ZM165 261V262H164ZM54 262H56V263H54ZM167 262H169V263H167ZM59 263H57V264H59ZM156 263H153V264H156Z\"/></svg>", "mask_w": 264, "mask_h": 264}]
</instances>
